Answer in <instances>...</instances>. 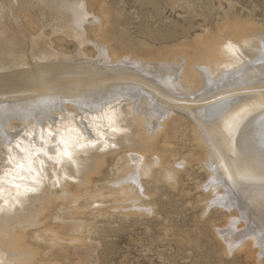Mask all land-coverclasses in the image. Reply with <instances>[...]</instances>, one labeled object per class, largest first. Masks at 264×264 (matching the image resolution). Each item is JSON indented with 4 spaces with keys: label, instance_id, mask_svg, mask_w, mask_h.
Returning a JSON list of instances; mask_svg holds the SVG:
<instances>
[{
    "label": "bare ground",
    "instance_id": "1",
    "mask_svg": "<svg viewBox=\"0 0 264 264\" xmlns=\"http://www.w3.org/2000/svg\"><path fill=\"white\" fill-rule=\"evenodd\" d=\"M94 5L0 0V264H35L17 229L37 224L56 188L69 203L94 188L106 154L125 164L109 190L144 210L146 180H180L166 163L182 129L204 154L210 203L235 214L219 232L227 250L264 264V33L226 27L193 52L117 53Z\"/></svg>",
    "mask_w": 264,
    "mask_h": 264
},
{
    "label": "rangeland",
    "instance_id": "2",
    "mask_svg": "<svg viewBox=\"0 0 264 264\" xmlns=\"http://www.w3.org/2000/svg\"><path fill=\"white\" fill-rule=\"evenodd\" d=\"M94 2L96 12L102 10L107 19L105 40L117 53L152 52L163 57L193 52L200 41L220 37L226 27L264 33V0ZM182 130L174 140L178 149L166 163L181 171V181H165L156 172L154 181L144 182L145 209L137 210L107 187L125 164L121 161L118 168L114 154H106L107 167L94 188L80 192L74 203L56 188V196L35 209L40 214L37 224L17 229L23 233L21 244L31 253L29 259L35 264H259L255 255L227 250L219 232L235 214L210 203L211 194L203 187L209 183L204 154H194L191 143L183 144ZM193 158L200 161L191 163ZM102 194L106 199L95 198Z\"/></svg>",
    "mask_w": 264,
    "mask_h": 264
},
{
    "label": "snow or ice",
    "instance_id": "3",
    "mask_svg": "<svg viewBox=\"0 0 264 264\" xmlns=\"http://www.w3.org/2000/svg\"><path fill=\"white\" fill-rule=\"evenodd\" d=\"M113 130H115V129H113ZM63 142H64V141L62 140L61 143H63ZM63 154H64V155H68V156L70 157V153H68L66 150H65V152H64ZM20 167H21V168H24L25 166H24L23 164H21ZM29 167H30V165H29Z\"/></svg>",
    "mask_w": 264,
    "mask_h": 264
}]
</instances>
